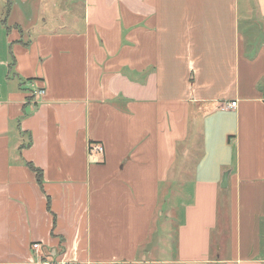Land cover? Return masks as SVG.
<instances>
[{
	"label": "crops",
	"instance_id": "1",
	"mask_svg": "<svg viewBox=\"0 0 264 264\" xmlns=\"http://www.w3.org/2000/svg\"><path fill=\"white\" fill-rule=\"evenodd\" d=\"M5 3L0 264H152L193 156L169 264H264V0H72L85 31L22 34Z\"/></svg>",
	"mask_w": 264,
	"mask_h": 264
},
{
	"label": "rangeland",
	"instance_id": "2",
	"mask_svg": "<svg viewBox=\"0 0 264 264\" xmlns=\"http://www.w3.org/2000/svg\"><path fill=\"white\" fill-rule=\"evenodd\" d=\"M5 1L6 0H0L1 20L7 16L6 12L9 5H7ZM8 1L12 2V4H10V7H12L10 9L11 14L7 20V25L10 27L15 24L19 29H22L23 32L33 30L34 28L50 29L56 27L54 23H60L63 20L67 22L69 26L72 25L73 33L85 31L83 29L84 4H65L72 0H36L37 4H19L17 3V0ZM262 41H264V37ZM15 82L17 84V80L13 83L15 84ZM146 122V125L144 124L142 127L138 126L137 130L142 131L152 129L153 124L157 121L148 119ZM197 124L200 127V123L196 120L189 122L188 129L191 127L195 128ZM193 142L197 144L195 138H193ZM195 157L196 156H193V158L191 157L184 161L183 169L185 180L183 184L179 186L169 184V186H167L168 192L166 194H162L159 190L157 207L161 212L166 209L168 210L169 225L165 226V232L160 233L161 235H157V240L162 241V248L158 250L159 247L157 246L155 256L149 258V261H154L152 264H169L173 259L172 257L175 247V233L173 228L176 229V224H178L182 218L186 206L193 203V198L191 196L192 184L189 182L193 179V171L196 161ZM174 184L177 183L175 182ZM176 187H178V190L182 191V194L175 193ZM175 214L177 217H175ZM155 222V225H158V220L155 219ZM166 233H168V235Z\"/></svg>",
	"mask_w": 264,
	"mask_h": 264
},
{
	"label": "built area",
	"instance_id": "3",
	"mask_svg": "<svg viewBox=\"0 0 264 264\" xmlns=\"http://www.w3.org/2000/svg\"><path fill=\"white\" fill-rule=\"evenodd\" d=\"M35 93L38 96H42L44 94V91L42 89H37ZM222 107L225 110L235 109L236 108V102H230V103L224 104ZM88 152H89L90 156H93V157L99 159V161H101V159L104 156V149H103L102 145L99 143H90L88 146ZM41 249L42 248H41V245L39 243H34L32 245V250L34 252H39Z\"/></svg>",
	"mask_w": 264,
	"mask_h": 264
},
{
	"label": "trees",
	"instance_id": "4",
	"mask_svg": "<svg viewBox=\"0 0 264 264\" xmlns=\"http://www.w3.org/2000/svg\"><path fill=\"white\" fill-rule=\"evenodd\" d=\"M5 21H6V19L3 20L1 23H2L3 26L6 27V22H5ZM16 29L19 30V32L22 34L21 29H19L18 27H16ZM6 30L9 31V29H8L7 27H6ZM10 57H11V59H12V56H10ZM11 63H12V62H11ZM11 65H12V64H11ZM29 167H30V169H32V170L36 173L37 181L40 182L41 174H40L39 170H37L36 168H34V167L31 166V165H29Z\"/></svg>",
	"mask_w": 264,
	"mask_h": 264
},
{
	"label": "water",
	"instance_id": "5",
	"mask_svg": "<svg viewBox=\"0 0 264 264\" xmlns=\"http://www.w3.org/2000/svg\"><path fill=\"white\" fill-rule=\"evenodd\" d=\"M227 176H228V173H225L223 175L222 181H221V184H220L221 188H226V186H227Z\"/></svg>",
	"mask_w": 264,
	"mask_h": 264
}]
</instances>
